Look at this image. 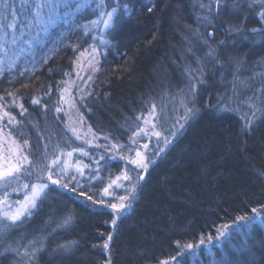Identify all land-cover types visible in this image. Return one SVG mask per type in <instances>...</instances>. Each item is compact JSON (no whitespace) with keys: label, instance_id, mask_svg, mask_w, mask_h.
<instances>
[{"label":"trees","instance_id":"16d2710c","mask_svg":"<svg viewBox=\"0 0 264 264\" xmlns=\"http://www.w3.org/2000/svg\"><path fill=\"white\" fill-rule=\"evenodd\" d=\"M53 2L58 5L55 11L45 8L36 19L35 0L27 4L8 0L16 12L13 27H7L13 23L12 10L5 13L0 4V142L11 144L14 138L22 154L36 165L30 169L25 165L31 175L21 173L2 194L21 199L28 191L24 184L48 183L45 165L51 159L60 156L62 162L66 152L80 149L91 156L82 162L99 166L103 177L121 176L125 162L108 154L101 160L97 150L111 152L112 145L133 138L139 127L145 131L138 135L147 134L154 124L162 136L149 142L144 179L136 181L135 170L131 171L136 191L122 213L117 215L108 205L119 200L114 194L123 189L114 188L110 196H103L98 182H91L89 174L95 173L86 170L85 176L70 181L75 193L49 186L39 210L6 234L0 249L8 244L19 247L16 238H21L20 244L42 241L37 264H105L109 257L111 264H161L177 256L184 245L203 239L201 250L208 246V236L213 237L212 245L221 231L229 230L221 246L212 245L219 264L231 261L225 259V252L234 253L248 240L258 241L260 247H253L250 257L236 264H264V224L259 219L255 224L236 219L252 216L253 208L264 205V117L251 131L241 130L244 113H250L248 102L264 108V78L259 75L264 72V43L226 33L229 25L243 23L246 31L258 27V9L245 4L239 11H221L213 15V25H207L198 17L208 14L200 4L208 5L210 0H105L109 7L104 11L117 3H129L132 11L123 14L118 9L122 22L104 29L102 23H89L98 19V0ZM231 2L226 0L228 5ZM77 3L84 6L76 10ZM50 38L61 39L53 44ZM220 40L226 43L220 45ZM92 47L97 49L96 71L88 65ZM209 48L216 49L215 58L206 55ZM236 60L243 61L238 80L233 78ZM198 62L204 80L198 86L199 111L180 129L176 122L184 123V109L179 106L188 93L186 69L196 70ZM248 77L252 79L247 84L240 83ZM34 99L40 103L34 104ZM218 101L234 110L218 111L213 107ZM153 104L155 116H150ZM4 112L19 123H9ZM144 118L152 123L145 124ZM173 125L179 129L175 136ZM165 136L171 141L167 145ZM86 138L96 141V147L80 143ZM5 147L0 146V152L10 155ZM51 167L54 176L66 183L65 173ZM67 170L72 176V169ZM80 192L93 199L86 200ZM99 200L105 203H96ZM69 213L73 222L58 227ZM223 225H228L227 230ZM250 229L257 234L245 237ZM109 234L112 240L105 249ZM68 241L78 242L70 253L53 251ZM188 256L189 252L177 259L187 264ZM18 259L9 253L0 257V264H15Z\"/></svg>","mask_w":264,"mask_h":264},{"label":"snow or ice","instance_id":"6c2138e0","mask_svg":"<svg viewBox=\"0 0 264 264\" xmlns=\"http://www.w3.org/2000/svg\"><path fill=\"white\" fill-rule=\"evenodd\" d=\"M24 3L27 4L28 0H24ZM0 4H2L3 10L5 13H7L10 9L12 10V18L13 23L8 24L7 27H13L15 23L16 18V12L14 9V5L8 3V0H0ZM213 4L215 5V10L213 9ZM245 4H247L248 8L251 9H258L256 12V15L258 17V27H254L251 29H248L247 31L244 28L243 23L239 26L237 25H229L226 28V33L229 35H240L244 40H248L249 37H252V42L255 43L257 39L264 43V0H232L231 5H228L226 3V0H210V3L208 5L200 4L201 8H206L208 11L207 15H202L198 17V19L202 23H206L207 25H213V15H218L221 11L227 12L229 9L233 11H239ZM84 5L81 3L76 4V10H79ZM58 7L56 3L53 2V0H35L34 4V13L35 18L39 19L41 16V12L43 9L48 8L51 12H54L55 9ZM109 7L105 0H98L96 9L98 12V19L90 21V24H98L102 23L104 25L105 29H113L116 26H118L122 20L123 15L118 14V9L123 10V14L130 13L132 11V6L129 3H117L116 6L111 7V10L104 11L102 9H105ZM151 11V9H149ZM51 18V16H49ZM85 31H87V25L85 26ZM209 36H212L213 33L209 32ZM101 40L103 41V37H101ZM15 42V41H13ZM110 42V41H109ZM205 43L207 44V40H205ZM225 40L218 41V44L223 45L225 44ZM84 52H81V57L84 56ZM97 53V49L95 47H92L90 59L88 60V65L92 68L93 71H96V64H98V61L95 60V54ZM208 57L215 58L217 55L215 48H209L208 53L206 54ZM217 63L223 67V63L219 60H217ZM236 65H238L235 68L233 78L234 80H238L239 77L237 76V73H239L242 70L243 67V61L242 60H236ZM264 63V61H262ZM200 62H198V68L196 70L192 69H186V71L189 72V83H188V93L184 97L183 100V107H184V115L181 117V120L184 121V123H181L180 121H177L176 124L179 125V128L182 129L193 116L196 115V113L199 111V109L196 107V101L198 96V86L203 85L204 80L202 79L203 71L202 68L199 66ZM51 71V69H50ZM198 72V75H193V72ZM0 74H2V71H0ZM253 75H257L256 73H253ZM259 75L264 78V72L259 73ZM91 79V77H89ZM252 77H248L247 80L240 81L242 84H247L248 81H250ZM234 89L236 85L234 84ZM15 103V101H13ZM34 104H39L40 101L37 99L33 100ZM21 108H23V105H20ZM155 105H152L151 110L149 111L150 116H155ZM213 107L217 108L218 111H232L234 109L229 108L227 103L219 102L217 105H214ZM248 107L250 109V113H244L242 119L244 120V124L242 126V131H251L253 126L255 125L256 121L260 119L261 117H264V108H258L254 103L248 102ZM0 108H3V105H0ZM60 109H57L59 111ZM26 111V110H25ZM3 116H7L9 119V123H19V121H16L15 117L12 116L8 112H4ZM3 117L0 116V119ZM145 124L152 123L151 120L144 118ZM155 125L153 124V128ZM174 131L171 132L172 136H175L177 134V131L179 129L176 128V125L172 126ZM73 133H76V129H72ZM145 129L143 127H139L137 131L133 132V137L138 135L140 132H144ZM11 136V133L8 134ZM152 135L156 137H160L162 135L161 132L153 131ZM78 138H80L78 136ZM132 143L135 144V139H132ZM171 141L168 139L167 136L164 137V144L167 145ZM24 144L27 145L28 141L24 140ZM46 147V146H45ZM143 147L146 149L148 147L147 144L143 145ZM112 148H122L121 145L114 144L112 145ZM73 151H77V149H73ZM80 151H83L80 149ZM160 151H163V149H160ZM68 157L72 156V152L66 153ZM87 155V153H85ZM45 159H47V155L44 156ZM101 159H104L102 156ZM0 183H2L4 186L9 187L11 186V181L17 179V177L23 173L28 172V169L32 167H36L34 161L29 159L28 155L22 154V150L20 145L17 144L16 140L13 138L11 140V148H10V155L7 158L0 157ZM146 158L142 154L141 151L136 150V158L131 159L130 162L136 166H138L141 169H144L147 171L148 164L145 162ZM99 163V161H97ZM25 165H28V169L25 168ZM56 166V168L63 174L66 172L67 168L69 167L68 162L65 160L63 161V166H61V157L55 156L54 159H51L49 161V164L45 165V170L47 172V179L50 181L52 185H58L64 189H68L71 192H76L77 188L72 187L70 188V182L64 183L60 179H54V175H56V172L54 171L53 167ZM88 165L81 166L80 164L76 165L77 172H79L80 175H83V169L87 168ZM29 175H31L30 172H28ZM42 178V177H40ZM38 178V179H40ZM96 176H92L91 179H96ZM121 178L124 180H128L129 176L127 175V172H124L121 174V176H117L115 180H111L108 184V187L104 188V193L106 195H110L109 188H111L113 185L117 184V181H119ZM143 176H138L137 180H142ZM76 177L73 176L72 180H75ZM79 187V184L77 185ZM23 187L25 189H28V191L25 193L23 200L19 201H13L9 203L8 201V194L7 192L4 193L3 197H0V234L6 233L11 228L21 225L26 222V220L34 215L36 211L39 210V208L42 206L43 201L48 196V190H49V184L48 183H35V184H24ZM136 191V185H132L130 189V195L131 193H134ZM79 195L84 196L86 200L91 201L93 199L92 196H86L84 192H80ZM129 200L128 196H121L119 198V203H112L108 205L111 207L117 215L122 213L126 208L130 207V202L126 203V201ZM96 203L103 204L105 201L99 200L96 201ZM13 205H15L13 207ZM252 213L254 215L252 216H239L236 219L240 221H247L249 224H255V222L259 219L262 224H264V205H261L259 209L253 208ZM75 217L69 213L63 219L61 220V223L58 225V227H65L70 225ZM116 219L112 220V224H116ZM223 229L227 230L228 225H223ZM223 231L220 232V235H223ZM213 239L212 236H208L207 240L211 241ZM112 240V235H108V239L104 242L103 248L108 249L109 248V241ZM77 241H68L64 244L57 245V248L54 249V252H57L58 254L63 253L67 254L70 253L77 245ZM201 244L205 243V240L200 241ZM29 246H31L29 248ZM194 246L192 244L184 245L183 248L191 249ZM43 248V243L37 242L35 240H31L28 242V245H25L23 248V251L19 247H13L11 244H8L7 246L0 249V257H4L5 255L11 253L15 257L19 258L15 261V264H37V257L38 253ZM183 248L181 249V252L183 251ZM180 252L177 253V256L170 257L171 260L176 261L177 264H179V260L177 257L180 256ZM105 264H111V258L105 262ZM161 264H169L167 260L162 261Z\"/></svg>","mask_w":264,"mask_h":264},{"label":"rangeland","instance_id":"374dc122","mask_svg":"<svg viewBox=\"0 0 264 264\" xmlns=\"http://www.w3.org/2000/svg\"><path fill=\"white\" fill-rule=\"evenodd\" d=\"M44 22V20L41 21V23ZM103 28H104V25H102ZM102 28V27H101ZM105 29V28H104ZM61 39V38H60ZM59 40H56L55 38H50V41L55 44L56 42L60 41ZM66 40V39H64ZM44 46V45H43ZM30 62V61H29ZM258 104V103H257ZM258 106H260L258 104ZM181 109H184L183 107V103L180 104L179 106ZM239 109H241V107L239 106ZM250 110L248 105H247V111ZM153 131H157V132H161L158 128H151L149 129V131L147 132V134H140L138 136H135L133 137L132 139H135L136 143L133 144L132 143V140H128L126 142L124 141H120V143L118 145H121L122 148H113L111 152L108 153V151H102L101 152L99 150L96 151V153H101L100 154V157H106L105 155L108 154V156L112 159H116V158H120V160H123L125 163L122 164V166L124 167L123 169V172H127V175L129 176V179L128 180H124L123 178H121L119 181H117V184L116 185H113L111 188H109V193H112V191L114 190V188H122L123 190L122 191H119L117 193H115L114 195L117 194L118 198H120L121 196H128L130 198V189H131V186L134 185V181L130 182L131 179H132V174H131V171L134 169L135 170V175H136V181H137V177L138 176H142L145 172L144 169H141L139 168L138 166L132 164L130 162L131 159H135L136 158V150H139L142 152V154L144 155V157L146 158V163L148 164V154L150 152V147H149V142L151 141V138L152 140L153 139H161V136L160 137H156L154 135H152V132ZM85 138V137H84ZM91 138H86V141L84 140H80V143H87V146L88 147H96V141L94 140H90ZM6 144V147L4 149H9V152H10V148H11V144L10 142L8 141H3V142H0V146L1 147H4V145ZM147 144L148 147L145 149L143 147V145ZM83 151H77V153H74L72 152V156L71 157H68L66 155V152L64 154V156L62 157V166H63V161H67L68 162V165L69 167L67 169H72V176H70V173L71 171L69 170H66L65 172V179H66V183L70 182V181H74L72 180V177L75 176L76 179H79V178H82L83 176H85L87 174V171L86 170H90V172H94L95 174L94 175H90V177L92 176H96L97 178L96 179H92L91 182H98V185L101 189V192H102V195L105 196V197H108L110 195H106L104 193V188L108 187V184L110 183L111 180H115L117 176H119L118 174H115L114 176H110L108 173L107 175H105L103 177V175H101V169L99 168V166L97 168H95L94 166H91L90 164L92 163H88L86 165H88L87 168H84L83 169V172L84 174L83 175H80L79 172H77V169H76V165L77 164H80L81 166L85 165L83 161V159L85 157H91L89 156V153L87 155H85V150L82 149ZM91 153V152H90ZM92 154V153H91ZM9 155H5L4 152H0V157H4V158H7ZM93 156L95 157V152L93 153ZM99 157L97 159H95V162L97 163ZM101 159V158H100ZM102 160V159H101ZM2 162V161H0ZM59 176V175H58ZM71 177V178H69ZM54 179H60V176L57 178L56 176L53 177ZM128 182V185L125 187L124 183L126 184ZM48 184L49 186H51L52 184L50 183V181H48ZM76 184V183H74ZM6 186H4L2 183H0V190H1V193H0V197H3V194H2V191L5 189ZM20 192V189L18 190ZM26 193V192H25ZM24 193V195H25ZM24 195L21 197V199H16L15 198V201H19V200H23L24 198ZM8 201L9 203L13 202L14 200H10V198H8ZM120 201L117 199V202L116 203H119ZM128 201H126V203H128ZM15 205H13L14 207ZM13 228H17V226L13 227ZM11 228L10 230H8L6 233L4 234H0V243H2L5 239H4V236L7 234V233H10L11 230L13 229ZM231 230V229H230ZM229 230L227 232H225L223 230V235H218L217 237V241H215V243H213L212 245L215 246V245H219L221 246L222 243L227 240L229 238ZM246 234L250 237L251 234H253V236H255L257 234V231L254 230V229H250L248 230L246 233H245V237H246ZM223 238V240L221 239ZM222 240V241H221ZM249 241V240H248ZM248 241H245V245L243 247V245H239L238 247H235L233 249L234 253L233 252H225V259H228V260H231V261H228L226 264H236V262L238 260H241V259H245V258H249V252L251 253V249L253 247H260V243L258 241H253V242H248ZM21 242V238H16V245L19 246V248L21 250H23L24 246L25 245H28V242H26V244H20ZM207 244V243H206ZM210 241L208 242V246L204 245L205 247L203 249L200 250V248L202 247L201 243L199 244H196V245H193L194 247L191 248V249H187V248H183V251L180 252L181 255H184L185 253L189 252V256L186 258V263L187 264H219L217 261H216V256H215V253H214V247H212V245H210ZM210 245V246H209ZM31 246H29L30 248ZM191 252V253H190ZM234 261V262H232ZM169 264H177L176 261H173V260H170L168 261ZM181 262H183V260H179V264H181ZM185 263V262H184Z\"/></svg>","mask_w":264,"mask_h":264},{"label":"water","instance_id":"95a60500","mask_svg":"<svg viewBox=\"0 0 264 264\" xmlns=\"http://www.w3.org/2000/svg\"><path fill=\"white\" fill-rule=\"evenodd\" d=\"M143 177H144V176H143ZM143 179H144V178H143ZM143 179H142V180H143Z\"/></svg>","mask_w":264,"mask_h":264}]
</instances>
